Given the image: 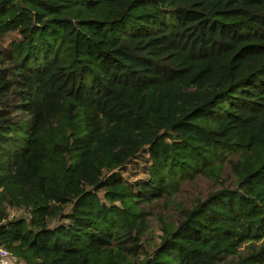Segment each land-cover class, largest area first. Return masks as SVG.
<instances>
[{"label":"trees","instance_id":"1","mask_svg":"<svg viewBox=\"0 0 264 264\" xmlns=\"http://www.w3.org/2000/svg\"><path fill=\"white\" fill-rule=\"evenodd\" d=\"M0 45L19 261L264 264V0H0Z\"/></svg>","mask_w":264,"mask_h":264},{"label":"built area","instance_id":"2","mask_svg":"<svg viewBox=\"0 0 264 264\" xmlns=\"http://www.w3.org/2000/svg\"><path fill=\"white\" fill-rule=\"evenodd\" d=\"M20 213L18 211H12L11 217L19 216ZM0 264H23L19 261L15 256L11 254V252L0 243Z\"/></svg>","mask_w":264,"mask_h":264},{"label":"rangeland","instance_id":"3","mask_svg":"<svg viewBox=\"0 0 264 264\" xmlns=\"http://www.w3.org/2000/svg\"><path fill=\"white\" fill-rule=\"evenodd\" d=\"M10 43H11V38L10 37H7V38L4 39V42L2 43V45H5L6 46V45H10ZM2 45H0V47H3ZM21 217H22V215H21ZM159 235H160V232H157L156 236H159Z\"/></svg>","mask_w":264,"mask_h":264}]
</instances>
